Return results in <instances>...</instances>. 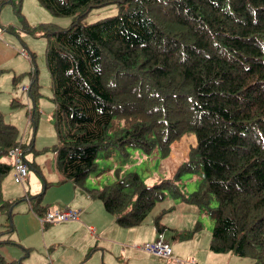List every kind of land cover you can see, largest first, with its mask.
Masks as SVG:
<instances>
[{
  "label": "trees",
  "instance_id": "trees-1",
  "mask_svg": "<svg viewBox=\"0 0 264 264\" xmlns=\"http://www.w3.org/2000/svg\"><path fill=\"white\" fill-rule=\"evenodd\" d=\"M21 1L0 0V10L17 2L22 29L39 31L46 42L58 132L51 149L63 176L84 186L99 156L140 149L165 157L175 141L194 135L195 146L172 175L147 184L135 171L117 173L89 194L130 228L168 192L213 220L211 251L264 264V0H36L53 17L71 19L64 29L29 26ZM111 7L117 14L83 25L93 11ZM26 54L36 101L34 55ZM3 71L11 70L0 68V78ZM18 135L0 111V181L13 168L12 150L22 147L25 155ZM186 174L195 177L191 192L182 181ZM16 201L0 195L7 220L0 224V247L17 244L10 237ZM169 210L153 216L160 235L170 230L161 222ZM200 228L198 221L193 229H172L171 238L192 239ZM0 264L22 262L0 252Z\"/></svg>",
  "mask_w": 264,
  "mask_h": 264
},
{
  "label": "rangeland",
  "instance_id": "rangeland-1",
  "mask_svg": "<svg viewBox=\"0 0 264 264\" xmlns=\"http://www.w3.org/2000/svg\"><path fill=\"white\" fill-rule=\"evenodd\" d=\"M30 2L31 1L29 0L21 1V5L23 3V6H21V14L29 26L34 28L39 24H52L64 29L70 25V18L53 17L47 10L39 7L38 4L36 6L37 8L34 7V12L30 11L32 6L30 5L29 8H27ZM15 5H17V2L14 4L9 3L4 5L0 10V33L3 35V39L12 42L14 47L17 48V51L20 52L18 54L11 49L13 60L7 67L12 70L9 72L3 71L0 78V111L5 122L16 126L19 131V139L24 143L29 142L31 139L33 140V145H38L42 142L48 144L52 142L54 143L58 140V132L52 118L53 111L55 110V102L52 99V88L44 61L46 42L40 37V34H38L39 31L26 32L22 29V20L14 10ZM27 9H29V11L26 17L25 14ZM115 14H117L116 8H100L93 11L82 23L84 26H88L100 19L111 17ZM6 22H8V24H5ZM3 27L11 28L14 34L6 31L2 32L1 29H3ZM25 51L30 55H34L35 70L37 71V82L39 85L37 90L40 88L39 93L41 94V97L39 96L40 98H37L36 101H34L31 95H29V90H23L24 87L30 86V76L28 74L32 73L34 70L30 57L28 59L26 54H24ZM14 77L16 79H14ZM35 105L41 110V113H39V110L36 112ZM195 144L196 139L194 135H184L181 139L175 141L171 145V151L169 155L165 157H160L154 153H145L140 149L129 150L128 156L117 152V154L111 159H105L102 156H99L97 159V170L89 174L84 183L85 187L101 188L104 185L115 181L117 179V173L120 175L119 177H122L130 171L138 172L145 183L151 184L154 182V179L147 178L148 175L157 174L160 178L164 176L168 177L171 172L174 173L173 170L175 171L176 168L187 159L190 148L195 146ZM47 154L53 156V152H48ZM41 156L42 154H35L36 158H40ZM100 171L102 172L97 176ZM11 172L13 182L18 184L21 192H23L22 186H27L26 180L21 183L16 179L14 168ZM28 172L39 180L41 183L39 184L40 188H42L43 183L40 175H38L31 167H29ZM194 180L195 177L191 176V174H186L182 177L187 192L194 190ZM42 192L43 191H41V193ZM21 197L25 201H28L29 199L28 193L27 196L23 194ZM94 199L99 200L97 198ZM17 201L16 207L22 203L21 200ZM166 209L170 210L164 214L163 221L161 220V222H164L168 227L172 226V224H179L180 226H188L186 228H180L181 230H189L193 229L198 221L201 224V228L192 239L194 246L198 251L196 252V258L191 257V263H197L198 261L199 264H249V258L236 256L232 252H211L209 244L214 226L213 220L204 214H199V207L197 205L193 203H185L179 198L173 197L168 192L163 200L157 202L142 226L147 229H152L153 216ZM189 215L191 216V219H189ZM12 221L14 222V218ZM5 223H7L5 215H0V224L3 225ZM42 232L43 230H41V234L38 233L36 236H42ZM14 233L15 231L10 234L11 238L12 236L15 237ZM46 235L49 234L46 233ZM164 235L169 236L168 241L170 245H173V243L176 242H173L171 238L172 234L169 230H165ZM161 238L162 240L164 239L163 235L157 237V239ZM34 244L37 247L41 246L40 240L37 238H35ZM4 246L7 247L10 245ZM52 248L53 247H50L48 249L47 246L45 249H23L24 264H54L53 260L58 263L61 261L60 258L64 259L65 257L72 262L75 260V257H69V252H66L58 258L56 252L59 251L51 253ZM11 249L18 251V248ZM0 252L2 253V249H0ZM36 260L43 261L38 262Z\"/></svg>",
  "mask_w": 264,
  "mask_h": 264
},
{
  "label": "crops",
  "instance_id": "crops-1",
  "mask_svg": "<svg viewBox=\"0 0 264 264\" xmlns=\"http://www.w3.org/2000/svg\"><path fill=\"white\" fill-rule=\"evenodd\" d=\"M29 1L31 2L27 8L31 5L32 9L30 11L34 12V7L37 8L38 2L36 0ZM21 6H23V3ZM39 7L41 6L39 5ZM28 11L29 9L26 11V17ZM5 24H8V22ZM1 31L5 32L3 29ZM2 36L0 33V68L12 70L7 67L13 60L11 49L18 54L20 52L17 51L12 42L3 39ZM55 143L32 144L27 146L26 149L25 157L30 162V167L42 178V188H40L39 184L41 183L39 180L29 172L26 178L27 186H24L25 188L22 186L23 192H21L19 185L13 182L12 172H9L0 181V195L4 200L22 201L17 207L18 201L12 206L15 222L12 221L15 231V237L12 236V239L17 244L0 247L2 254L8 260L16 261L18 258L24 264L23 249L37 250L38 248L45 249L48 246V249L53 247L51 253L59 251L56 252L58 258L66 252H69V257H75L73 262L65 257L64 259L60 258L61 261L58 263L53 260L54 264H199L198 261L197 263L190 262L191 257L196 258V252L198 251L192 241L194 237L185 241H173L175 243L170 245L171 257L148 253L149 251L143 248L145 244L162 240V238L157 239L160 234L156 232L153 220L152 229L143 227V223L130 228L119 226L114 215L105 210L102 201L94 199L89 194L88 189L90 188L85 187V184L84 186L75 184L72 180L63 176L57 166L56 153L51 149ZM48 152H53V156L48 155ZM35 154H42V156L36 158ZM172 174L171 172L169 176ZM147 178H153V181H155L160 177L155 174L148 175ZM41 191L43 192L41 193ZM27 193L29 199L25 201L21 196L23 194L27 196ZM39 193L40 196L37 197ZM52 206L78 210V219L50 225L42 224L38 216H43L46 209ZM189 219H191L190 215ZM182 227L186 228L188 226H180L179 224L169 226L170 230H181ZM41 230H43L42 236H36L38 233L41 234ZM164 232L162 233L164 237L162 241L169 243V236L164 235ZM46 233L49 235H46ZM35 238L40 240V247L34 244ZM11 248H18V251ZM36 261L42 262L43 260Z\"/></svg>",
  "mask_w": 264,
  "mask_h": 264
},
{
  "label": "built area",
  "instance_id": "built-area-1",
  "mask_svg": "<svg viewBox=\"0 0 264 264\" xmlns=\"http://www.w3.org/2000/svg\"><path fill=\"white\" fill-rule=\"evenodd\" d=\"M12 153L16 161L17 177L21 179L26 174V167L22 163L21 158L19 156V149L16 148ZM76 216L77 213L75 211L69 209H63L62 211L50 212L48 214V219L50 221H56V220L69 221L76 218ZM144 247L147 251L159 256L169 257L171 255L170 246L161 241H156L153 243L146 244Z\"/></svg>",
  "mask_w": 264,
  "mask_h": 264
},
{
  "label": "clouds",
  "instance_id": "clouds-1",
  "mask_svg": "<svg viewBox=\"0 0 264 264\" xmlns=\"http://www.w3.org/2000/svg\"><path fill=\"white\" fill-rule=\"evenodd\" d=\"M24 54H26V52H24ZM26 57H27V54H26ZM28 88L29 87H24L23 88V90H28ZM39 110V113H41V110L40 109H38ZM37 112V111H36ZM37 117H38V115H37ZM19 132V131H18ZM18 141L21 143V139H19V135H18ZM56 153V152H55ZM12 157V156H11ZM12 160H13V168H14V170H15V176H16V179L17 180H19L21 183H23V181L24 180H26V178H27V173H28V169H29V167H30V162H23L22 161V163L25 165V167H26V174H25V176L23 177V178H21V179H19L18 177H17V170H16V161H15V157H12ZM12 168V169H13ZM11 169V170H12ZM11 172V171H10ZM132 172H134V171H132ZM138 173V172H137ZM139 174V173H138ZM65 208H67V209H69V210H73V211H75L76 213H77V216H76V218H74V219H72V220H69V221H76L77 219H78V216H79V211L78 210H75V209H72V208H69V207H62V206H52V207H48L47 209H46V211L44 212V215L43 216H38L39 217V220H40V222L42 223V224H44V223H46V224H57V223H62V222H67V221H60V220H56V221H50L49 219H48V214L50 213V212H55V211H62L63 209H65ZM11 210H12V208H11ZM153 210V209H152ZM152 212V211H151ZM150 212V213H151ZM12 220H13V211H12ZM2 247V246H1ZM171 257V256H170ZM6 258V257H5ZM17 262H20V259H17L16 260Z\"/></svg>",
  "mask_w": 264,
  "mask_h": 264
}]
</instances>
